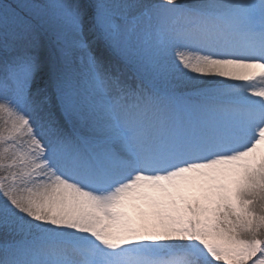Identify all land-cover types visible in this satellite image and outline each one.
I'll return each instance as SVG.
<instances>
[{
  "label": "rangeland",
  "instance_id": "374dc122",
  "mask_svg": "<svg viewBox=\"0 0 264 264\" xmlns=\"http://www.w3.org/2000/svg\"><path fill=\"white\" fill-rule=\"evenodd\" d=\"M244 1L0 0V242L22 246L0 248V264H84L83 237L90 233L99 240L92 264H160L148 247L174 253L161 264H264V255L254 256L264 251V179L248 190L235 162L258 113L206 100L224 95L214 84L249 77L214 74L200 60L204 51L256 49L257 35L264 43V0ZM144 10L147 18L135 21ZM106 11L133 23L118 24ZM196 11L219 13L225 22L197 19ZM114 26L115 38L108 31ZM98 30L106 31L115 53H99ZM49 44L61 49L64 67H55ZM142 82L167 96L147 92ZM105 95L118 130L102 109ZM182 110L198 118L210 158L168 170L188 154L180 146L189 136ZM62 120L99 145L97 157L111 172L138 171L112 192L92 191L88 172L74 175L69 146L60 140L70 138ZM117 131L130 135L138 166L120 154ZM90 218L95 221L87 224ZM47 235L69 242L70 250L42 242ZM28 236L40 239L27 247ZM194 248L201 260L190 254Z\"/></svg>",
  "mask_w": 264,
  "mask_h": 264
},
{
  "label": "bare ground",
  "instance_id": "6f19581e",
  "mask_svg": "<svg viewBox=\"0 0 264 264\" xmlns=\"http://www.w3.org/2000/svg\"><path fill=\"white\" fill-rule=\"evenodd\" d=\"M223 1L225 5H231V3H234L236 0ZM244 2H247L246 4L248 6L253 4L252 0H245ZM262 26L263 25H261V27ZM255 43V45H257V50L250 53L236 52L233 49H227L220 53L204 51V53L200 55V60L204 65L212 69L214 74L229 75L231 77H234L233 75L247 74L249 81H242L243 79L238 81H227L224 82V84L230 85L228 88H223L221 83L214 84L213 88L218 89L219 92H226L229 96H251L254 105L259 108L257 122L261 120L264 122V43L260 35L255 37ZM234 82H236L237 85L232 87L231 84ZM208 87H210V84H208ZM258 98H260L261 101ZM107 124L111 127L108 122ZM55 126L59 128L57 123ZM113 128H115V126ZM263 137L264 133H261L259 137H256L253 133L250 138L251 140L249 139L248 144H245V147L241 146V144L238 145V150L240 151L241 147V152L243 153L239 154L240 152H238V154H236L238 159L235 162L239 166L238 169H242L244 172L242 175V181L248 183H245L248 186V190L251 189L250 187L252 186L259 185L261 180L264 179V155L262 156L260 153V147L264 145ZM250 167L251 173L249 172ZM252 172L254 174H252ZM59 183L62 185L61 182ZM258 198L260 200V196H258ZM262 203L264 204V201ZM107 214V223L112 224L116 219L111 214ZM85 221L87 224H90L95 220L94 218H90L89 220L85 219ZM106 228L107 229L102 232V239L105 240L110 237L112 232L110 227Z\"/></svg>",
  "mask_w": 264,
  "mask_h": 264
}]
</instances>
